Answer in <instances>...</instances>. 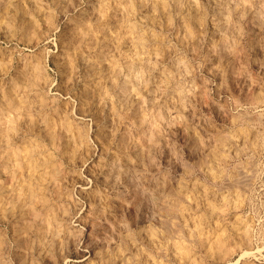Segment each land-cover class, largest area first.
Returning <instances> with one entry per match:
<instances>
[{"label": "rangeland", "instance_id": "1", "mask_svg": "<svg viewBox=\"0 0 264 264\" xmlns=\"http://www.w3.org/2000/svg\"><path fill=\"white\" fill-rule=\"evenodd\" d=\"M259 94L264 0H0V264H264Z\"/></svg>", "mask_w": 264, "mask_h": 264}, {"label": "bare ground", "instance_id": "2", "mask_svg": "<svg viewBox=\"0 0 264 264\" xmlns=\"http://www.w3.org/2000/svg\"><path fill=\"white\" fill-rule=\"evenodd\" d=\"M262 105H264V94L263 95L259 94L255 97V101L253 102V106L258 108Z\"/></svg>", "mask_w": 264, "mask_h": 264}]
</instances>
